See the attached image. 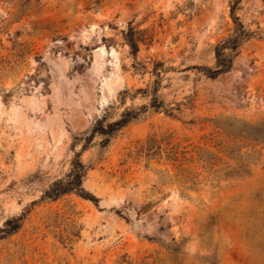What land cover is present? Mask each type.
Segmentation results:
<instances>
[{"label": "rangeland", "instance_id": "374dc122", "mask_svg": "<svg viewBox=\"0 0 264 264\" xmlns=\"http://www.w3.org/2000/svg\"><path fill=\"white\" fill-rule=\"evenodd\" d=\"M233 1L0 0V228L21 218L0 232V264H264V0L239 1L254 35L229 70L202 69L233 30ZM153 86L173 115L150 110L83 148ZM244 122L263 127L249 135ZM168 136L219 147L222 172L197 167L201 182L183 189L164 154L139 151ZM76 153L83 195L45 198ZM227 164L249 173L224 176Z\"/></svg>", "mask_w": 264, "mask_h": 264}, {"label": "trees", "instance_id": "16d2710c", "mask_svg": "<svg viewBox=\"0 0 264 264\" xmlns=\"http://www.w3.org/2000/svg\"><path fill=\"white\" fill-rule=\"evenodd\" d=\"M239 1L240 0H235L231 4L230 13L234 23L232 32L214 46V65L212 67L205 66L202 68L206 76L210 78H215L219 74L229 70L233 64L234 58L240 52L243 43L252 38L254 35V32L246 28L244 23L236 14ZM125 39L130 48V52L136 56L138 52V40L134 36L133 28L130 27L125 33ZM138 90L146 93L144 96L148 94L151 95L150 100L145 104H141L140 106H126L120 113L119 118L115 120L107 121L105 116L100 118L95 123L91 134L85 138L86 145H84L83 148L88 146L87 144L96 134H100L103 137L102 142L107 143L117 131L132 121L142 119L150 110L163 111L168 115H173L172 108H165L164 104L159 99L157 95V86H153L150 93H148L147 90ZM121 94V103H124L126 95H131L128 90H123ZM243 127L244 128L242 129V132L250 135V133H252V129L262 128L263 124L253 125L244 122ZM228 134L233 138H237L233 132H228ZM262 137H264V134ZM207 139L209 142L214 141L213 136L208 137ZM214 146H220L221 148L225 147L224 149H229L232 147V145L229 143L226 144L217 140L214 143ZM139 151L140 153H144L147 156H158L159 158L162 154H164L165 160L176 170L174 175L175 179L181 183V186L185 190L197 188L201 182L199 179L200 173L194 171V169L197 167L206 169L216 176H219L216 174L217 172H222V169L215 168L221 159V157L217 155V153L221 151L220 148L218 147L217 152H214L206 146V143L200 144L189 142L187 145H182L180 142L172 143L169 136L160 139H157L156 137H150L140 145ZM86 171L87 167L80 160L79 153H76V156L72 162V168L67 177L64 179L61 178L55 180L45 191L44 197L54 200L70 191H75L80 195H83V189L81 185L86 175ZM248 173L249 170L244 164H237L233 166L227 164L222 175L240 176ZM85 197L96 201V198L92 195H86ZM20 220L21 218L7 219L3 228H0L2 237L15 233L20 228Z\"/></svg>", "mask_w": 264, "mask_h": 264}, {"label": "bare ground", "instance_id": "6f19581e", "mask_svg": "<svg viewBox=\"0 0 264 264\" xmlns=\"http://www.w3.org/2000/svg\"><path fill=\"white\" fill-rule=\"evenodd\" d=\"M86 35V32H83Z\"/></svg>", "mask_w": 264, "mask_h": 264}]
</instances>
